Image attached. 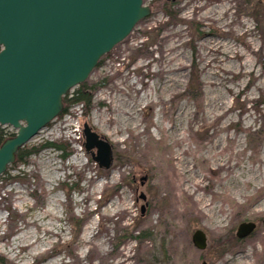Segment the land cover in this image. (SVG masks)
Instances as JSON below:
<instances>
[{
	"label": "rangeland",
	"instance_id": "obj_1",
	"mask_svg": "<svg viewBox=\"0 0 264 264\" xmlns=\"http://www.w3.org/2000/svg\"><path fill=\"white\" fill-rule=\"evenodd\" d=\"M144 3L88 78V114L72 106L25 145L65 152L0 177L5 264H264V0ZM84 124L112 146L109 169ZM242 222L256 228L238 240Z\"/></svg>",
	"mask_w": 264,
	"mask_h": 264
},
{
	"label": "water",
	"instance_id": "obj_2",
	"mask_svg": "<svg viewBox=\"0 0 264 264\" xmlns=\"http://www.w3.org/2000/svg\"><path fill=\"white\" fill-rule=\"evenodd\" d=\"M150 14L144 0H0V126L16 131L0 146V177L17 152L63 112L66 94ZM82 135L85 151L109 169L112 146L88 124ZM255 228L242 222L235 237L243 240ZM191 242L206 249L201 230Z\"/></svg>",
	"mask_w": 264,
	"mask_h": 264
},
{
	"label": "trees",
	"instance_id": "obj_3",
	"mask_svg": "<svg viewBox=\"0 0 264 264\" xmlns=\"http://www.w3.org/2000/svg\"><path fill=\"white\" fill-rule=\"evenodd\" d=\"M166 15H173L172 11L169 8H166ZM102 63V60L99 61L97 64V67H99ZM96 67V68H97ZM96 88V84H89L87 81L84 82L83 84L79 85L72 93L69 91L66 96L63 99L64 102V109L63 112L59 115H63L68 111V109L72 106L75 105H82L83 108V114L86 115L88 114L90 107L92 106V93L94 89ZM13 133H5L3 130H0V146L1 144L7 140L10 137H13ZM46 148H52L61 152H65L66 149L62 148L58 144H53V143H46V144H41L38 146H32V147H26L24 146L21 148L17 154H16V160L15 162L8 167L7 170L13 169L19 165H23L27 162V160L32 156L36 155L39 153L41 150L46 149ZM8 172L6 171L5 174ZM4 174V175H5ZM8 176V174H7ZM9 178H7L8 180ZM147 232V231H145ZM143 236V235H142ZM141 237H137L136 239H140ZM235 239V238H234ZM237 240V239H235ZM240 243V241H238ZM1 264H5L3 258H0Z\"/></svg>",
	"mask_w": 264,
	"mask_h": 264
},
{
	"label": "bare ground",
	"instance_id": "obj_4",
	"mask_svg": "<svg viewBox=\"0 0 264 264\" xmlns=\"http://www.w3.org/2000/svg\"><path fill=\"white\" fill-rule=\"evenodd\" d=\"M78 160H79V159H78ZM92 225H93V224H91V226L88 227V229H87L88 231L91 230V229L93 228ZM87 230H86V232H87ZM20 239H21V238H17V239H15V242H14V243L16 244L18 241H20Z\"/></svg>",
	"mask_w": 264,
	"mask_h": 264
}]
</instances>
